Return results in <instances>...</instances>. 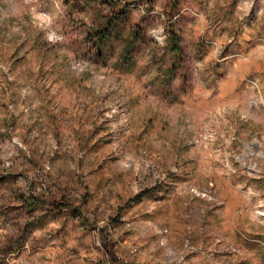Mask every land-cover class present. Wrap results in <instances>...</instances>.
I'll return each instance as SVG.
<instances>
[{
  "label": "rangeland",
  "instance_id": "rangeland-1",
  "mask_svg": "<svg viewBox=\"0 0 264 264\" xmlns=\"http://www.w3.org/2000/svg\"><path fill=\"white\" fill-rule=\"evenodd\" d=\"M0 264H264V0H0Z\"/></svg>",
  "mask_w": 264,
  "mask_h": 264
},
{
  "label": "trees",
  "instance_id": "trees-1",
  "mask_svg": "<svg viewBox=\"0 0 264 264\" xmlns=\"http://www.w3.org/2000/svg\"><path fill=\"white\" fill-rule=\"evenodd\" d=\"M110 24H112V22H110ZM107 34H109V29L108 30L105 29L104 32H102V34L100 33L99 40L96 43L97 46H103L106 43L105 35H107ZM172 39H173V42L176 43L174 37ZM175 43H173V45H175ZM174 49H176V47Z\"/></svg>",
  "mask_w": 264,
  "mask_h": 264
}]
</instances>
